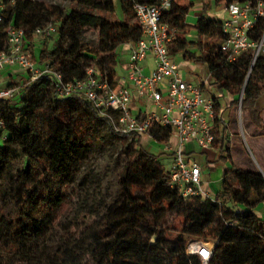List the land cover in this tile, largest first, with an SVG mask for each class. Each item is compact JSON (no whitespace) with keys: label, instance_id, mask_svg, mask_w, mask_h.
Wrapping results in <instances>:
<instances>
[{"label":"trees","instance_id":"trees-1","mask_svg":"<svg viewBox=\"0 0 264 264\" xmlns=\"http://www.w3.org/2000/svg\"><path fill=\"white\" fill-rule=\"evenodd\" d=\"M256 1L201 3L206 11L211 2L225 7ZM138 2L155 4L158 0H71L62 16L49 0H0V51L6 49L7 28H22L27 45L33 48L34 62L47 64L65 82L83 79L86 69L95 66L100 78L112 83L119 45L141 37L133 10ZM193 4L173 0L162 21L175 31L168 44L170 53L182 51L184 60L206 65L211 84L232 97L223 110L217 96L211 99L217 134L214 149L218 159L225 161L230 159L231 144L226 123L239 104L251 123L264 132V118L256 107L264 94V53L254 58L253 51L247 50L228 61L220 49V20L200 15L193 25L186 22ZM47 22L56 27L49 36L51 45H36L33 31ZM88 29L96 32L95 40H85ZM192 30L194 37L189 38ZM262 34L264 17L250 31L253 40ZM8 86L17 87L18 92L0 98V264H86L79 245L67 242V232L60 231L57 243L51 239L84 163L97 145H105L99 129L111 120L80 94L58 97L50 77L30 81L24 76ZM31 117H47L32 141ZM135 117L143 119L144 112ZM110 131L122 144L130 138L131 145L117 173L119 195L104 205V217L81 243L90 240L100 250L94 264H200L196 255L185 251L187 242L195 238L213 243L210 264H264V218L254 212L258 203L264 204V174L231 164L223 170L220 188L213 195L183 198L169 185L171 167L159 160L163 152L156 154L141 143L143 135H148L167 144L173 133L170 126L152 124L146 134ZM17 162L21 165L14 172ZM129 212L142 215L143 222L117 234L108 219ZM169 218L177 219L176 223L171 226Z\"/></svg>","mask_w":264,"mask_h":264},{"label":"built area","instance_id":"built-area-1","mask_svg":"<svg viewBox=\"0 0 264 264\" xmlns=\"http://www.w3.org/2000/svg\"><path fill=\"white\" fill-rule=\"evenodd\" d=\"M172 1L158 0L155 4L138 2L133 5L141 37L130 42L125 68L135 93L147 98L154 107L141 120H137L131 111L132 93L129 87L116 79L109 83L105 77L100 78L102 74L95 66L86 69L83 79L65 82L62 75L51 70L47 64L36 65L22 28H7L6 49L0 51V72L7 67H17L30 81L40 77L53 78L58 97L82 95L101 115L112 121L114 131L119 134H146L152 124L170 126L178 137V146L172 155L170 187L177 189L183 198L194 195L207 197L209 194L202 187L200 167L187 161L183 145L195 142L202 149L214 148L217 138L213 123L215 110L212 100L203 96L201 86L183 78L175 55L169 51L168 44L174 40L175 31L162 21V15ZM225 11L227 16L221 21L223 38L220 49L227 54V60L232 61L247 50L253 51L254 58L264 53V34L259 40L250 36L256 20L264 17V0L233 2L225 6ZM2 21L3 14L0 12ZM55 28L53 22H47L35 28L33 35L49 37ZM149 54L154 57L156 66L150 74H144L142 64ZM17 92L15 86L0 87V98L12 97ZM114 112L116 116H113ZM209 244L200 238L191 239L185 251L196 255L200 264H210L213 244Z\"/></svg>","mask_w":264,"mask_h":264},{"label":"rangeland","instance_id":"rangeland-1","mask_svg":"<svg viewBox=\"0 0 264 264\" xmlns=\"http://www.w3.org/2000/svg\"><path fill=\"white\" fill-rule=\"evenodd\" d=\"M46 1V0H45ZM52 4L58 7L59 13L62 16L63 12L67 8L69 1L71 0H49ZM207 13V17H211L216 20L222 21L226 17V11L223 6H216L213 3L210 6V9ZM57 23V22H56ZM193 34L194 31L192 30ZM96 32L92 29H88L85 32V40L92 41L95 40ZM37 39L40 40L44 46H50L52 42L51 37H40L37 36ZM123 44L119 45L118 53V62L116 65L117 72H121L122 61L127 58L126 52L122 51ZM176 62L180 66V72L184 76V79H189L193 84L198 85L201 78H199L201 73L202 65H196L194 63H187L183 65V59L181 56L175 57ZM194 66L196 67L195 69ZM206 71V70H205ZM16 71L14 72L16 80L22 77V74ZM208 72L206 71L205 74ZM202 77V76H200ZM5 81V79L3 80ZM204 96H210L206 90L203 93ZM233 114L235 119L231 121L232 125L245 124V111L239 107V105L234 109ZM47 117H31L30 127H29V139L30 141L34 140L39 134L40 129L42 128L43 122ZM236 122V123H235ZM113 128L112 121L103 124L99 129L100 132L105 136L106 142L104 146H96L92 154L87 158L86 162L83 165L81 173L77 178L71 196L68 200V203L64 205L60 211L58 229L52 234V243H57L60 240V231L67 232L69 236L68 243L72 241L76 242L79 245V252L82 253L83 258L86 264H94L93 261L99 258L100 250L94 248V245L89 240L85 244H82V241H85L88 235V232L92 230L96 222L104 217V205L110 204L115 197L119 195V185L117 181V173L119 169L126 162V155L130 148V138L122 144L119 141H116L111 137L112 132L110 131ZM174 132V131H173ZM174 134V133H173ZM146 136L143 135L141 138V143L143 142ZM174 138V135L171 137V142ZM169 142V143H171ZM147 150L154 153L162 152L164 144H161L157 147L153 146L152 148L147 144ZM198 163L203 167L205 172L210 173L209 178L212 181L211 186L206 182H202L203 189L215 188L216 183L214 179L219 177L222 173V170L219 168H208L202 166L201 155H198ZM165 166L171 167L168 162H164ZM21 162H17L13 166V171H18L20 168ZM219 170V171H218ZM212 193V192H210ZM142 194V192H140ZM169 224L172 226L173 223H176L177 219L169 218ZM108 224L117 234H122L124 230L129 226H135L143 222V216L137 213H119L111 216L108 219ZM210 245L213 243L208 241Z\"/></svg>","mask_w":264,"mask_h":264},{"label":"crops","instance_id":"crops-1","mask_svg":"<svg viewBox=\"0 0 264 264\" xmlns=\"http://www.w3.org/2000/svg\"><path fill=\"white\" fill-rule=\"evenodd\" d=\"M179 4L185 5L189 1H193V7L189 9L187 15H186V22L193 25L195 23L196 18H198L200 15L207 16V13L209 11L206 10L204 11L202 9V3L201 0H176ZM212 4V2H211ZM225 8V7H224ZM227 16V13H226ZM226 18V17H225ZM192 34V33H191ZM189 38L194 37V33L192 35L188 36ZM34 43L36 45H42L44 44L37 39V36H34ZM30 47V46H29ZM49 47V46H48ZM31 50L33 49L30 47ZM37 48V47H36ZM130 48L131 44L130 43H124L122 46V51L126 52L127 58L122 61L121 64V72H117L116 80L119 83H123L125 86L129 87L131 93H132V98H131V111L133 115L138 114L139 112H144V115L148 110L154 109L152 105H150V102L147 98L145 97H139L134 89L132 88V82L128 78V71L125 68L126 62L128 61V57L130 54ZM118 50V49H117ZM182 51L175 53L176 56H181L182 57ZM183 59V58H182ZM36 65H41L38 62H35ZM183 65L187 63H191L189 61H186L183 59ZM198 65V64H196ZM156 66V61L152 55H148L146 59L143 61L142 64V72L144 74H150L152 70ZM203 68H201V74L199 78V86H201L202 93H204V90L208 92L210 96H204L205 98L212 99L213 96L218 97V102L221 106L220 110H223L225 106L230 102L232 97L226 93V92H221L217 89L216 86H213L211 84L212 78L209 75L208 69L206 65H202ZM196 67L194 66L193 69ZM180 69V66H179ZM208 72L207 74L206 71ZM16 71H21L17 67H7L3 69L0 72V87L8 86L10 81H17L15 78L14 72ZM21 73V72H19ZM22 77L25 76L24 72L21 73ZM182 74V73H181ZM183 76V75H182ZM184 77V76H183ZM5 79V81H3ZM19 80V79H18ZM186 80L191 81L186 78ZM192 82V81H191ZM256 107L259 111H261V116L264 118V94H262L256 102ZM245 111V110H244ZM226 111L224 112V114ZM246 113V111H245ZM246 120L244 125H239L237 123L236 125H232L231 121L235 119L234 114L232 113V117L228 120L227 124V129H228V137L230 139V150H229V155L230 159H227L225 161L219 160L218 159V153L217 151L213 149H202L200 148L195 142H187L183 145V152L184 156L189 161L190 163H195L200 167L201 171V182H206L209 186H211L212 181L209 178L210 173L205 172L203 167L200 166V164L197 162L198 161V155H201V163L202 166H206L208 168H220L222 170V173L219 177H216L214 179V182L216 183L217 186L215 188H212L210 193L208 189L204 190L210 194L213 195L221 185L222 181V175H223V170L228 169L231 164H234L242 169L246 170H255L259 171L262 174H264V132H262L261 129L257 128L251 121L248 119L247 114H245ZM227 119L226 117H224ZM236 123V122H235ZM174 133V134H173ZM172 135H174V138L171 142V137L169 139V142L164 144V148L162 150L163 153L159 154V160L161 163L164 164V162H168L169 165H172V155H168L170 152H173L176 147L178 146V137L175 132H173ZM146 138L143 139V146L144 144H147L151 148L153 146L157 147L161 145L160 143H157L153 139H151L150 136L145 135ZM147 148V146H144ZM219 171V170H218ZM253 200L256 198L255 194H253ZM254 212L256 213L257 216L264 218V204L258 203L256 208L254 209Z\"/></svg>","mask_w":264,"mask_h":264},{"label":"bare ground","instance_id":"bare-ground-1","mask_svg":"<svg viewBox=\"0 0 264 264\" xmlns=\"http://www.w3.org/2000/svg\"><path fill=\"white\" fill-rule=\"evenodd\" d=\"M210 245V244H209Z\"/></svg>","mask_w":264,"mask_h":264}]
</instances>
